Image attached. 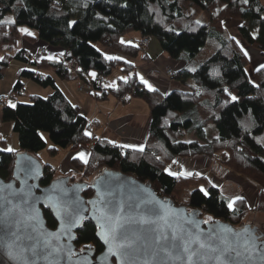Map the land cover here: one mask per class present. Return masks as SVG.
<instances>
[{
	"label": "trees",
	"instance_id": "16d2710c",
	"mask_svg": "<svg viewBox=\"0 0 264 264\" xmlns=\"http://www.w3.org/2000/svg\"><path fill=\"white\" fill-rule=\"evenodd\" d=\"M201 16L204 22L199 20ZM229 18L240 21L237 31L264 57V0H0V81L16 60L39 70L20 68L12 93L24 87L22 78L26 77L53 89L48 96L38 94L27 103L17 101L15 107L6 104L1 119L12 123L19 151L36 156L47 149L50 155H58L62 149L88 147V163L73 158L75 171L70 176L72 182H88L86 198L95 195L91 183L99 173L106 169L121 171L151 183L179 204L188 194L184 205L202 209L205 219L211 216L213 221L241 225L248 214L264 213V67L255 70L252 81L247 72L248 56L224 26L223 21ZM10 20L16 23H8ZM72 21L75 24L69 27ZM24 25L38 33L28 36L20 32ZM132 32L156 38L169 57L186 62L172 76L180 88L167 93L158 88L149 91L137 68L151 58L146 46L124 39ZM22 39L47 41L61 47L63 53L53 61H34L21 46ZM64 55L68 60L75 59L80 70L63 72L58 61ZM48 70L66 80L92 84L96 99L115 96L123 97V103L135 98L147 103L151 125L143 150L126 149L107 139L85 135L100 127L99 122L81 114L80 106L55 84L54 75L39 81L40 71ZM92 72L95 77H90ZM115 72L117 82L108 85L106 79ZM100 77L104 82H99ZM233 95L238 99L233 101ZM212 124L218 135L209 138L206 127ZM42 132L52 139L50 147L41 138ZM191 133L196 139L186 141ZM7 147L0 135V149ZM19 151H0V176L5 180L13 175ZM202 154L211 161L219 158L223 165L259 182L263 190L258 204L250 206L244 199L234 205L235 211L230 210L228 201L240 195L230 182L213 187L205 175L181 177L166 171L177 157ZM50 168L44 163L41 186L60 176L58 170ZM201 186L209 196L199 191ZM43 211L47 224L55 228L53 213L46 207ZM96 232L95 223L85 219L76 232L77 248L91 245L96 254L102 251L104 246Z\"/></svg>",
	"mask_w": 264,
	"mask_h": 264
},
{
	"label": "snow or ice",
	"instance_id": "6c2138e0",
	"mask_svg": "<svg viewBox=\"0 0 264 264\" xmlns=\"http://www.w3.org/2000/svg\"><path fill=\"white\" fill-rule=\"evenodd\" d=\"M124 6L127 7L126 4ZM8 23L15 24L16 21L10 20ZM72 24H75V21H72L69 27ZM19 31L28 36L34 35L28 28H20ZM108 58L112 59V57ZM92 75L95 77L96 74L92 73ZM141 80L149 91L157 90L143 77ZM231 99L235 101L238 97L233 95ZM11 107L15 105L12 104ZM85 135L90 136L91 133L86 132ZM123 147L134 146L123 145ZM0 151L13 152L14 149L8 147ZM79 155L87 164L85 154ZM32 171L33 166L30 162L25 166V177L30 178ZM169 175H191V173L169 171ZM11 187L8 185L9 189ZM32 187L29 185L27 190L11 193L10 197L0 196V199L5 201L4 220L17 229L11 233L12 240H4L8 257L17 264H38L39 261H44L46 264H61V258L64 256L69 259L76 257V264H104L109 258H114L113 264H264V236L247 226L241 231H236L229 226L216 223L215 227L204 232L199 228L201 223L199 220L186 219L181 223V218L176 213H169L163 209V205H161L162 213L153 209L145 214L132 216L125 212L122 204L108 199L106 193L99 194L97 200L89 202L93 205L94 212L99 213L97 220L102 231L98 235L106 246V251L99 258L90 255L91 246H85L77 253L70 245L56 244L47 238L56 236L58 240V234H46L38 227V219L28 211L33 208L29 200L32 196ZM199 191L205 197L210 195L203 186ZM244 199L243 196L237 195L228 201L227 207L235 211L234 205L243 202ZM15 200H19L20 203H14ZM65 209L63 216L65 224L75 225L78 220H83L82 213L86 209H82L79 202L66 204ZM160 220L164 222L166 228L157 226ZM209 222H213V217L209 216L203 221L205 224ZM24 224H27L28 230L21 235L23 231L21 226ZM80 226L82 227L83 224ZM68 238L74 239L70 235Z\"/></svg>",
	"mask_w": 264,
	"mask_h": 264
},
{
	"label": "water",
	"instance_id": "95a60500",
	"mask_svg": "<svg viewBox=\"0 0 264 264\" xmlns=\"http://www.w3.org/2000/svg\"><path fill=\"white\" fill-rule=\"evenodd\" d=\"M15 166L13 168V175L9 180H5L0 176V196H9L11 193H20L21 190H27L28 186L32 187V196L29 197L30 203L33 205L32 209H28L33 217L38 219V227L44 231V233H56L59 235V239L56 236H49L48 239L53 240L56 244H63L65 246L70 245L71 248L77 253L81 249L77 248L75 241L77 240V230L83 224V221L90 218L97 227V238L103 244L102 239L98 235L102 229L98 226L97 216L99 213L94 212L93 205L90 201L97 200L99 194L106 193L107 198L113 200L119 204H122L125 212L128 215L137 216L155 209L158 212H163L166 209L169 213H176L181 218V223L186 219H196L201 223L199 228L204 232L216 226V223L220 225H226L233 228L236 231H241L245 226L249 227L257 234L264 236V233L259 230L258 226L252 224H241L235 226L230 221H224L222 219H216L208 224L203 223L206 220L202 217L203 210L200 208L190 209L186 205H180L173 198L167 197L162 193H159L151 183L144 182L133 175L124 174L121 171H113L106 169L99 173L91 183L92 189L95 191V195L90 198L84 196L85 188L88 186V182H82L75 180L72 182L69 176L57 177L52 180L49 185L41 186L40 179L44 173V163L37 156L29 153L27 150L19 151L16 155ZM31 162L33 166L32 175L30 178L25 177V166ZM26 180V183H25ZM8 185L12 187L9 189ZM79 202L82 209H86L82 213L83 220L77 221L75 225H67L63 222V216L65 214V205L71 204V202ZM156 202H159L156 203ZM14 203H20L19 200H15ZM5 201L0 199V264H17L16 261L11 260L4 246V240H12L11 233L16 231V227L10 223H7L3 218L5 211ZM43 207L48 208L55 216L57 226L51 228L47 224V219L43 211ZM70 210V209H68ZM158 219V217H153ZM158 227L166 228L162 220L159 221ZM23 231L28 230L27 224L21 226ZM69 235L74 239L69 240ZM91 246V245H90ZM104 249L96 254V250L92 247L91 256L99 258L103 252L106 251V246L103 244ZM114 258H109L104 264H113ZM76 257L69 259L67 256L61 258V264H76ZM38 264H46L44 261H39Z\"/></svg>",
	"mask_w": 264,
	"mask_h": 264
},
{
	"label": "crops",
	"instance_id": "0c3cea01",
	"mask_svg": "<svg viewBox=\"0 0 264 264\" xmlns=\"http://www.w3.org/2000/svg\"><path fill=\"white\" fill-rule=\"evenodd\" d=\"M229 20L232 21L233 19L229 18L223 21L225 27L227 26L226 24L228 23ZM236 22H238L237 24L238 26L240 21L236 20ZM226 30L228 32L227 27H226ZM126 37H127V40L129 41L132 39V37L137 38V39L141 38L138 32H132V34H128ZM20 42H21V46L24 49H26L24 40L22 39ZM151 42L152 40L145 48L151 60L147 62L144 61V62L139 63L138 68H137L138 76L140 80H141V77H143V79L147 80L153 86V88L155 89L158 88L164 93H167L175 88H180L181 86L179 82L173 79L171 76H169L166 69L167 67H170L175 72H177V70L185 66L186 62L181 59L175 60L169 57L167 53L163 51V49L161 50L162 47L160 48L156 44L150 46ZM26 51L28 52L27 49ZM37 52L39 54H42L41 52H39V50ZM46 52H47V49H46ZM51 52L52 54L50 57L52 59H49V57H47L46 59L53 61L56 59V57L58 56L60 57V55H62L63 49L59 46L56 47L52 45ZM30 54L34 61L36 60L39 61L42 59V58L39 59L37 56L35 57L32 53ZM1 57H2V54H1ZM24 66L28 67L30 65L26 64ZM30 67L34 68V69L29 68L31 70H34V71L39 70L35 66H30ZM40 73L44 75L45 77L48 76V74L45 73V71H40ZM92 73L90 74V77L91 76L93 77ZM3 80H1L0 82H2ZM54 80H55V84H57V86L60 87L64 91L65 94H67L69 99H71L72 102L80 106L81 114L85 115L89 121L97 120L99 122L100 127H97L91 132V136L93 138L97 137L100 139H107L110 142L114 144L117 143L118 145L122 147L123 145H133L134 146V147H123L126 149L132 148V149L137 150L141 148L143 149L145 147V142L148 138L149 129L151 125L150 123L151 114L149 112V107L147 103H145L144 101L138 98L132 99L129 103H125V102L123 103V102H120V100L115 96H109L106 99L99 100V99H96L94 93L89 94V93H84L80 91L81 86L87 85L83 83L81 79L66 80L56 74L54 76ZM27 81L28 80L24 82L22 81L24 85L23 89L25 91L23 95L27 94L28 92L27 88L30 87ZM31 88L34 90L36 94L42 91L40 89H37L34 86L33 87L31 86ZM12 89L13 88L5 89V90L0 89V96L5 95V93L11 92ZM39 95H42V94H39ZM20 97L21 95H18L13 100L21 101ZM207 127H206V131H207ZM2 130L3 129L0 126V135L7 141V144H9V140H11V144H14V146L17 145L16 143L19 139L16 133H14L13 129L11 128L9 133L8 131L7 133L6 132L4 133ZM217 135L213 134L212 137L217 136ZM11 148L14 149L15 151H19L20 142H19L18 149L15 147H11ZM80 153H84L85 159H88L87 158L89 155L88 147H82L80 149L73 150V151L70 149H64L62 158L59 161L60 162L59 169L55 168L53 165H50V166L51 168L55 170L56 169L62 170L63 168L68 170L71 166L73 158H80V155H79ZM36 156L40 159L38 154ZM207 159L210 160L209 157L205 154L195 155L194 157H192V159L190 157L184 159V157L181 156V157H177L174 160L176 162L174 164H180V165L182 164L184 167V171H185V167L187 170V166H188L189 168L191 167L192 169L190 170L191 172L194 171L196 173L207 174L209 176L212 172V167L210 168L207 167L205 169V166H206L205 163H207V165L209 166ZM211 180H213V178H211Z\"/></svg>",
	"mask_w": 264,
	"mask_h": 264
},
{
	"label": "rangeland",
	"instance_id": "374dc122",
	"mask_svg": "<svg viewBox=\"0 0 264 264\" xmlns=\"http://www.w3.org/2000/svg\"><path fill=\"white\" fill-rule=\"evenodd\" d=\"M199 20L204 22L205 17L201 16V17H199ZM237 24H238V22H236L235 19H233L232 21L229 20L228 23L226 24L227 25L226 27H227L230 35L236 39L237 43L240 44V46L242 47L244 52H247V56L249 58V64H250L247 67V72L250 75L252 81H255L253 73L255 72V70L261 68L262 65H264V57H262V54L259 51H257L253 46H250L249 43H247L246 40L239 34V32H237V28H236ZM235 25H236V27H235ZM21 28H28L29 31L34 33V35L38 33V31H36V29L35 30L31 29L26 25L22 26ZM124 39L127 40V37H124ZM24 42H25V46H26V49L28 50V52L32 53L35 57L37 56L39 59L50 57L52 54V52H51L52 45L47 41H43L41 39H36L35 42L32 43V42H29L25 39ZM154 44H156L158 47H160L159 42L156 38L152 39L150 46H152ZM40 46L45 47L47 49L46 54H39L37 52L41 48ZM161 50H162V48H161ZM0 57H1V54H0ZM135 61H138V60L135 59ZM30 66H33V65H30ZM30 66H28V68L34 69L33 67H30ZM26 67H24V65L22 63H20L16 60L13 61L10 65L9 69L7 70L6 74H5L6 75L5 79L2 82H0V89L5 90V89L13 88L17 79H18V75H17L18 70L20 68H26ZM169 68L170 67H167V69H166L167 73H168ZM45 73L52 74L54 76L56 75V73H54L51 70L45 71ZM117 74L118 73L115 72L112 74V76H109L106 79L107 84H109V85L115 84ZM26 80H28L27 82H28V85H30V87L27 88L28 89L27 94L21 95V97H20V100L25 102V103L30 101L32 95L42 94L43 96H48L49 93L52 92V90H53L51 86L46 87L43 84L39 83L38 81L36 82L31 78H28V77L22 78L23 82ZM31 86L32 87L34 86L37 89H40L44 92L41 91L40 93L36 94L34 92V90L31 88ZM82 92H84V91H82ZM15 97L10 98L8 103L11 105L12 104L15 105L17 103V101L13 100ZM120 102H122V101L120 100ZM1 115H2V108H0V123H1V127L3 129L2 131L4 133L5 132L7 133V131H8V133H9V131L12 128V123L10 121L3 122L1 119ZM207 131H208V137L209 138H211L213 134L214 135L218 134V130H216V127L213 124L209 125L207 127ZM42 134H43V137L47 141V145L50 147L53 144L52 139L49 138V136L46 132H42ZM184 139L186 141H191L193 139H196V136L193 133H191V135L186 136ZM16 144L17 145L14 146V144H11V140H9V144H7V145H8V147H15L18 149L19 148V140L17 141ZM63 153H64V149H62L58 155H50L48 150L44 149V150H41L38 153V155L44 163H47L49 165H53L55 168L59 169V165H60L59 161L61 160ZM183 157H184V159L188 158L186 156H183ZM192 157H194V156H192ZM192 157H190V158L192 159ZM215 159L217 162L214 161ZM208 163H209V166L207 165V163H205V165H206L205 169L207 167L208 168L212 167V172H211L212 175L210 174L208 176L207 174H199V173H196L194 171L191 172L190 171V170H192L191 167L189 168L187 166V170L185 167V171L182 173H191V175H178V176L190 177L192 175H200V176L205 175L206 177H208V179L210 180L212 185L215 184V186H217L219 188L223 187L226 182H230L231 184H233L235 187H237L239 189L240 195L245 198V201L247 202V204H249L250 206H254V207L258 204V201H259L260 196H261V191L263 190V188L259 182L254 181L253 179L249 178L247 175L245 176V175L241 174L240 172H237V171H234V170L228 168L226 165H223L220 162L219 158H214L212 161L208 160ZM174 166H175V164L173 163V161H171L169 164V167H168V168H170L169 169L170 172L173 171L172 167H174ZM50 169H52V168H50ZM60 170L57 171V175H60L59 177H63V176H69L70 177L71 174H73L75 171L72 164L68 170L64 169V168L61 171ZM211 178H213V180H211ZM188 198L189 197L187 194V196H185V199H188ZM185 199H183V201L181 202L180 205H183L184 203H186ZM246 218H247V220H245L242 224H245V223L249 224L250 223L254 226H258L259 230H261L264 233V213L263 212H260V211L259 212H257V211L252 212V213L248 214V217H246Z\"/></svg>",
	"mask_w": 264,
	"mask_h": 264
},
{
	"label": "built area",
	"instance_id": "2783aa9c",
	"mask_svg": "<svg viewBox=\"0 0 264 264\" xmlns=\"http://www.w3.org/2000/svg\"><path fill=\"white\" fill-rule=\"evenodd\" d=\"M150 41H151V36H148V35H143V37H141L139 39L134 38V37H132V39H131L132 43H135L141 47L147 46L150 43ZM39 52H41L42 54L47 53L45 47H41L39 49ZM58 62H59V67L62 68L63 72H69V71L77 72L80 70V66H79L78 62L72 58L68 60L65 55L63 57H61ZM168 74L172 77L175 74V71L172 68H169ZM44 79H45V76L41 74L39 76V81H43ZM99 82H101V83L104 82V77H100ZM81 90L84 91L85 93L92 94V93H94V86L92 84L91 85H83L80 88V91ZM24 93H25L24 89L20 88L15 93L8 92V93H5V95L0 96V108L6 106V104L8 103L10 98H13V97L18 96V95H23ZM123 99L124 98L122 97L120 100L123 101ZM214 161L217 162L216 159ZM169 169L170 168L167 169L168 172L170 171ZM172 170H173L172 173H182V172H184V167L182 164L181 165L175 164V166L172 167ZM176 176H178V175H176Z\"/></svg>",
	"mask_w": 264,
	"mask_h": 264
},
{
	"label": "bare ground",
	"instance_id": "6f19581e",
	"mask_svg": "<svg viewBox=\"0 0 264 264\" xmlns=\"http://www.w3.org/2000/svg\"><path fill=\"white\" fill-rule=\"evenodd\" d=\"M93 94V93H92ZM124 100V99H123Z\"/></svg>",
	"mask_w": 264,
	"mask_h": 264
}]
</instances>
